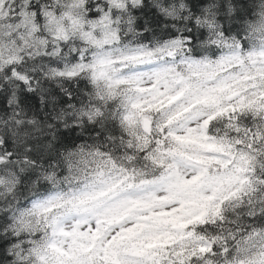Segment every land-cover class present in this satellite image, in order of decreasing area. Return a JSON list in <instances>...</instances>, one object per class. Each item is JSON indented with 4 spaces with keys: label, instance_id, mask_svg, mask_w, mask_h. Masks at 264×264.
<instances>
[{
    "label": "snow or ice",
    "instance_id": "1",
    "mask_svg": "<svg viewBox=\"0 0 264 264\" xmlns=\"http://www.w3.org/2000/svg\"><path fill=\"white\" fill-rule=\"evenodd\" d=\"M0 264H264V0H0Z\"/></svg>",
    "mask_w": 264,
    "mask_h": 264
}]
</instances>
